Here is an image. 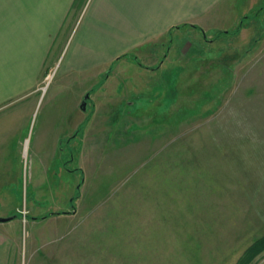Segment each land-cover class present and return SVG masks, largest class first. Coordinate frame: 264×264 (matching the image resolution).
I'll use <instances>...</instances> for the list:
<instances>
[{
  "label": "rangeland",
  "instance_id": "obj_1",
  "mask_svg": "<svg viewBox=\"0 0 264 264\" xmlns=\"http://www.w3.org/2000/svg\"><path fill=\"white\" fill-rule=\"evenodd\" d=\"M98 1L43 67L29 140L47 115L75 137L49 171L25 156L0 264H264V0H141L139 43L77 70Z\"/></svg>",
  "mask_w": 264,
  "mask_h": 264
},
{
  "label": "crops",
  "instance_id": "obj_2",
  "mask_svg": "<svg viewBox=\"0 0 264 264\" xmlns=\"http://www.w3.org/2000/svg\"><path fill=\"white\" fill-rule=\"evenodd\" d=\"M73 1L0 2V207L13 200L14 194L22 193L21 169L28 152L32 153V164L49 171L58 160L66 137L67 145L75 137L74 119L47 115L29 140L33 111L39 101L35 97L38 81L67 19L69 10L65 9ZM141 9H149L141 0H99L69 65L91 71L92 65L105 66L118 53L138 44L139 31L149 21L145 15L140 17ZM14 202L13 207L0 214L1 218L17 217V197ZM3 230L0 226V233ZM5 242L0 234V246L4 247Z\"/></svg>",
  "mask_w": 264,
  "mask_h": 264
},
{
  "label": "water",
  "instance_id": "obj_3",
  "mask_svg": "<svg viewBox=\"0 0 264 264\" xmlns=\"http://www.w3.org/2000/svg\"><path fill=\"white\" fill-rule=\"evenodd\" d=\"M88 98H89V95L88 94H86L83 97L82 102H81V105H80L81 111H84L86 109V104H87V99ZM15 218H16V216H11V217H6V218H1L0 217V223L8 222V221L13 220Z\"/></svg>",
  "mask_w": 264,
  "mask_h": 264
},
{
  "label": "trees",
  "instance_id": "obj_4",
  "mask_svg": "<svg viewBox=\"0 0 264 264\" xmlns=\"http://www.w3.org/2000/svg\"><path fill=\"white\" fill-rule=\"evenodd\" d=\"M263 242H264V237L259 242H257L259 245L256 244L255 246L259 247L260 245H262L261 243H263ZM263 249H264V245H263Z\"/></svg>",
  "mask_w": 264,
  "mask_h": 264
}]
</instances>
